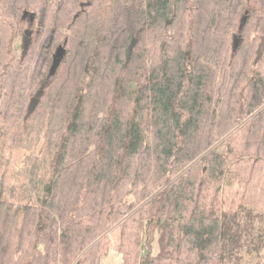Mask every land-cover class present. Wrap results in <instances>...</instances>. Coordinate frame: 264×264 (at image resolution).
Instances as JSON below:
<instances>
[{"label":"trees","instance_id":"trees-1","mask_svg":"<svg viewBox=\"0 0 264 264\" xmlns=\"http://www.w3.org/2000/svg\"><path fill=\"white\" fill-rule=\"evenodd\" d=\"M110 256L264 264V0H0V264Z\"/></svg>","mask_w":264,"mask_h":264},{"label":"rangeland","instance_id":"rangeland-1","mask_svg":"<svg viewBox=\"0 0 264 264\" xmlns=\"http://www.w3.org/2000/svg\"><path fill=\"white\" fill-rule=\"evenodd\" d=\"M31 21H32V20H31V18H30L29 16H26V17L23 18V23H24L27 27H29V26L32 24ZM25 41H26V38H25V36H23L22 34H20V35L18 36V38L16 39V41H15V47H16V49H17L19 52L22 50L23 45L25 44ZM19 152H20V151L16 150V151H15V156H17ZM15 162L18 163V162H19V159H16ZM118 262H119V259H118L117 257H115V256H110V257H108L107 259H105L104 264H118Z\"/></svg>","mask_w":264,"mask_h":264},{"label":"water","instance_id":"water-1","mask_svg":"<svg viewBox=\"0 0 264 264\" xmlns=\"http://www.w3.org/2000/svg\"><path fill=\"white\" fill-rule=\"evenodd\" d=\"M135 38L133 39V41H132V43H131V46H130V49H132L133 48V46H134V44H135Z\"/></svg>","mask_w":264,"mask_h":264}]
</instances>
